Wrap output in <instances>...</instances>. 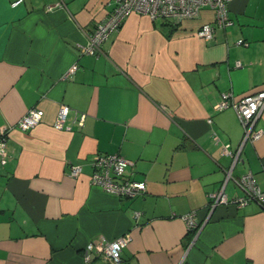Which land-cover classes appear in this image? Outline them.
Here are the masks:
<instances>
[{"label":"crops","instance_id":"1","mask_svg":"<svg viewBox=\"0 0 264 264\" xmlns=\"http://www.w3.org/2000/svg\"><path fill=\"white\" fill-rule=\"evenodd\" d=\"M14 1L0 0V126H11L0 155V264H110L96 253L85 262L84 247L125 233L121 264H264V209L232 202L247 172L264 189V111L261 136L234 160L225 148L237 152L243 126L233 107L216 108L222 92L264 89V0H230L232 22L211 39L197 34L214 22L208 6L178 22L131 12L97 55L81 48L112 2ZM62 104L70 128L54 126ZM31 107L42 119L19 129ZM97 153L131 160L146 190L120 197L92 184ZM223 183L228 201L209 211ZM187 213L203 222L196 233Z\"/></svg>","mask_w":264,"mask_h":264},{"label":"built area","instance_id":"2","mask_svg":"<svg viewBox=\"0 0 264 264\" xmlns=\"http://www.w3.org/2000/svg\"><path fill=\"white\" fill-rule=\"evenodd\" d=\"M21 0H16V4ZM112 2V9L108 17L98 22L87 38V42L82 45L81 50L90 54H99L102 51V43L109 37L111 33L118 30L122 25L125 17L131 12H138L148 15L151 18H167L171 21L178 22L184 18L195 17L199 14L201 7L208 6L213 9L215 19L213 23H203L197 30V34L204 39H211L214 34L215 26L224 27L232 22L229 16L228 4L230 0H108ZM239 43L245 41L240 38ZM240 65L239 61H236ZM76 68V64L70 67L64 76L70 74ZM227 107H233L242 126L243 135L240 147L237 152L232 154L228 148L226 152L233 155L234 160L238 158L241 146L247 141H253L262 134L261 129H255L254 125L258 117L264 111V89L249 92L242 97L234 98L231 92H222L221 97L216 104L218 110ZM69 107L62 104L58 113L54 126L56 128H70L65 124V119ZM43 109L39 107H31L23 113L16 121L15 126L22 130H27L36 125L43 116ZM84 114L82 113L78 119L79 123H83ZM11 126H0V155L2 162L5 161L7 155V138ZM133 162L124 158L118 153H97L92 159L93 170L90 175L92 184L99 185L105 191L114 193L120 197H135L142 194L146 190V181L144 179H135L132 175ZM80 170L78 165L70 168V174L76 175ZM236 182L244 189V194L232 199L237 205L246 204L250 200H254L264 209V189H262L254 180L252 173L247 172L235 179ZM223 183L219 189L209 194L207 206L211 211L217 204L227 202L228 197L225 192ZM139 210L134 211V216L140 215ZM187 223L188 231L195 233L200 229L201 223L197 221L194 213L182 215ZM128 233L122 234L112 240L99 241L98 243L88 242L83 251V259L90 262L92 253H96L108 260L110 264H121V248L130 240Z\"/></svg>","mask_w":264,"mask_h":264},{"label":"trees","instance_id":"3","mask_svg":"<svg viewBox=\"0 0 264 264\" xmlns=\"http://www.w3.org/2000/svg\"><path fill=\"white\" fill-rule=\"evenodd\" d=\"M191 232V231H190Z\"/></svg>","mask_w":264,"mask_h":264}]
</instances>
